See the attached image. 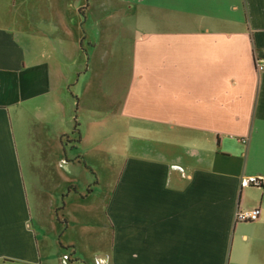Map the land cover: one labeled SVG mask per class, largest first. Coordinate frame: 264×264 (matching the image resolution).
Returning a JSON list of instances; mask_svg holds the SVG:
<instances>
[{
  "label": "crops",
  "instance_id": "1",
  "mask_svg": "<svg viewBox=\"0 0 264 264\" xmlns=\"http://www.w3.org/2000/svg\"><path fill=\"white\" fill-rule=\"evenodd\" d=\"M140 1L149 19L164 7L165 25L141 32L150 51L138 64L150 70L134 77L149 76L152 149L126 158L106 204L111 261L264 264V72L254 66L264 0ZM76 10L72 0H0V262L43 260L42 209L61 185L77 115L72 79L87 71L76 70ZM250 208L257 220L236 221Z\"/></svg>",
  "mask_w": 264,
  "mask_h": 264
},
{
  "label": "rangeland",
  "instance_id": "2",
  "mask_svg": "<svg viewBox=\"0 0 264 264\" xmlns=\"http://www.w3.org/2000/svg\"><path fill=\"white\" fill-rule=\"evenodd\" d=\"M72 2L80 8L76 11L83 40L75 51L76 70L87 67V71L75 73L72 79H77L78 108L72 118L73 125L76 120L78 126L70 131L72 140L61 153V185L52 189V201L42 209L47 230L39 242L47 251L42 249L39 264H113V225L105 207L111 202L126 158L152 149L150 125L154 120L148 85L144 88L149 76L142 81L134 77L150 70L138 64L139 60L147 62L150 51L140 40L145 37L141 32L165 25L160 15L164 7L157 6L156 18L149 19L144 16L151 6L146 1ZM88 58L91 61L87 66ZM173 135L180 138L179 131ZM59 189L68 197L64 196V206L57 210L52 204L58 202ZM65 254L69 259L64 263Z\"/></svg>",
  "mask_w": 264,
  "mask_h": 264
},
{
  "label": "built area",
  "instance_id": "3",
  "mask_svg": "<svg viewBox=\"0 0 264 264\" xmlns=\"http://www.w3.org/2000/svg\"><path fill=\"white\" fill-rule=\"evenodd\" d=\"M254 66L258 72H264V57H255ZM175 168H177L180 171H183L182 167L178 165H173ZM245 183H253L255 185L259 184V181L257 178L250 177L245 181ZM261 210L259 208H250V209H244L239 210L235 216L236 221L239 222H247V221H255L260 217ZM69 259V256L66 254L63 256V262L65 263L66 260Z\"/></svg>",
  "mask_w": 264,
  "mask_h": 264
},
{
  "label": "trees",
  "instance_id": "4",
  "mask_svg": "<svg viewBox=\"0 0 264 264\" xmlns=\"http://www.w3.org/2000/svg\"><path fill=\"white\" fill-rule=\"evenodd\" d=\"M75 124H74V129H76V127L78 126V123L76 122V120H74ZM67 137V136H66ZM80 137V135L78 136V138ZM79 140V139H78ZM62 209V207L60 206L57 210ZM65 220V219H63Z\"/></svg>",
  "mask_w": 264,
  "mask_h": 264
}]
</instances>
